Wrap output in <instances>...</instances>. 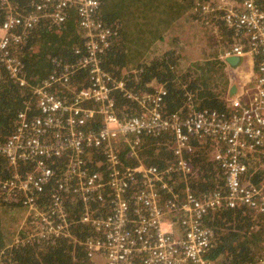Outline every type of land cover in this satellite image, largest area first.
I'll list each match as a JSON object with an SVG mask.
<instances>
[{"label":"built area","instance_id":"2783aa9c","mask_svg":"<svg viewBox=\"0 0 264 264\" xmlns=\"http://www.w3.org/2000/svg\"><path fill=\"white\" fill-rule=\"evenodd\" d=\"M30 1L34 10L20 15L8 0H0L5 14L0 23V66L19 86L29 87L19 60L9 51L20 46L26 31L39 22L60 26L73 12L86 50L76 68L89 67L90 84L68 101L50 91L60 79L30 87L33 102L17 115L13 135L0 143V157L13 168L17 170L21 163L33 166L28 175L13 173L0 183L2 192L21 195L24 210L8 248L66 238L81 245L89 258L99 257L104 264H211L206 255L213 248V233L203 224L205 215L225 206L264 216V180L256 184L246 179L248 156L264 161V5L257 0L222 1L221 5L210 0L201 7L202 14L220 13L236 37L220 60L231 68L225 59L236 56L241 62L250 60L253 66L247 82L226 98V107L236 114L225 119L192 108L186 114L165 117L160 110L165 94L162 87L155 88L147 106L124 89L123 82L113 81L101 66L113 32L96 17L99 0ZM113 90L137 102L145 114L118 117L110 97ZM161 134L170 137L167 147L174 158L165 169L145 165L138 158L141 138ZM193 139L214 141L209 156L224 173V193L197 197L188 187L192 168L185 154ZM121 142L135 165L119 159ZM93 155L96 169L102 170L87 167ZM50 162L62 163V167L56 172ZM260 168L264 162L257 163L256 169ZM175 174L184 183L181 193L174 189ZM54 179L55 189L45 205L37 204L44 187ZM131 185H136L133 194H129ZM157 188L164 195L158 194ZM61 194L70 198L65 201L81 207L78 223L99 237L75 240ZM106 202L110 211L99 216Z\"/></svg>","mask_w":264,"mask_h":264},{"label":"trees","instance_id":"16d2710c","mask_svg":"<svg viewBox=\"0 0 264 264\" xmlns=\"http://www.w3.org/2000/svg\"><path fill=\"white\" fill-rule=\"evenodd\" d=\"M99 1L96 17L113 32L110 45L102 55L101 66L113 81L123 82L124 89L144 100L147 106L150 105L155 88L162 87L165 94L160 101V110L165 117L186 114L190 108L214 112L225 119L236 114L225 105L224 100L229 94L228 79L224 72L226 65L218 59L220 51L231 45L236 37L222 21L220 13H201V7L210 0ZM257 1L259 5H264V0ZM8 3L20 15L34 10L30 0H8ZM4 18V10L0 5V23ZM76 19L75 14L70 12L60 26L41 21L26 31V38L20 46L9 51L19 60L23 78L29 87L19 86L0 66V143L13 135L17 115L26 104L33 102L30 87L43 81L60 79L51 85L50 91L68 101L72 100L73 93L89 86V67L76 68L77 62L86 53L83 33ZM194 21L204 30L209 29L210 33L219 36L222 43L216 45L217 42L211 38L207 43H201L198 51L199 57H202L198 61L201 62L191 63L184 68L182 61L197 59V53L187 52L182 40V36L189 31L192 35L189 37L194 42L199 38L193 29H189L188 24ZM68 67L70 69L66 70ZM110 97L115 103L118 117L145 114L137 102L131 101L119 90H113ZM170 142L167 134L143 136L139 160L158 169L170 167L174 162L173 154L167 147ZM123 144L121 142L119 146V159L126 165H135L136 160ZM190 144L191 150L185 154L192 168V174L186 181L190 190L197 197L214 192L224 193V173L209 156L214 141L206 139L200 142L193 139ZM246 162V179L259 184L264 180V169L250 170V162L247 159ZM49 165L56 172L62 167V163L50 162ZM18 166L16 170L7 159L0 157V183L8 181L13 173L26 176L33 168L28 163ZM87 167L93 171L102 170L96 169L95 155ZM173 182L175 191L181 193L184 189L182 178L175 174ZM135 188L136 185H131L129 194H133ZM54 189L55 179L44 187L37 204L44 206ZM157 192L164 195L159 188ZM61 198L68 217L72 219L75 240L82 242L99 237L88 226L78 223L81 207L65 201V198L70 200L69 197L61 194ZM22 210L20 194H8L0 189V264H96L95 258H89L81 245L66 238L8 248L15 235L8 229L9 225ZM109 211L106 202L97 214L106 215ZM203 224L213 233V248L206 255L211 264H264L263 215L254 214L245 208L221 206L205 215Z\"/></svg>","mask_w":264,"mask_h":264},{"label":"rangeland","instance_id":"374dc122","mask_svg":"<svg viewBox=\"0 0 264 264\" xmlns=\"http://www.w3.org/2000/svg\"><path fill=\"white\" fill-rule=\"evenodd\" d=\"M230 3L232 2V0H213V2L219 3L221 5V3ZM189 25V29H193L192 31H194L197 35H198V39L192 40L189 36H192L190 31L185 34L184 36H182V40L184 41V47L186 49L187 52L189 53H193L196 54L197 53V59L196 61L194 60H189L188 61H182V67H188L189 64L194 63V62H201L198 61L199 59H201L202 57H199V53L198 51L200 50V44L201 43H207L209 41V39H213L217 42L216 45L220 44V42L222 43V39H219V37H217L215 34L210 33L208 30H204L202 27H200L199 25H196L195 21L188 24ZM211 31V30H210ZM204 37H207V39H204ZM189 39V40H188ZM187 43V44H185ZM228 47V46H227ZM227 48H225L223 51H220V54L218 55V59L220 60V55L226 50ZM220 50V49H219ZM247 60V59H246ZM245 60V61H246ZM203 61V60H202ZM244 61V62H245ZM224 72L227 76L228 79V87L229 90L231 89V87H235L236 89L240 88L242 83H246L248 78L251 76V73L253 72V66H252V71H247L245 72L244 70L239 71V69H234V68H229V67H224ZM247 160L250 162V170H252L253 168H257V163L261 164L264 161L262 160V158H258L256 155L252 156H248ZM264 169V168H263ZM24 215V210H22L21 212H19V214L17 216H15V220L13 221V223H11L9 225V230H11V232L16 233L19 224L22 221ZM96 264H104L102 259L99 257H96L94 259Z\"/></svg>","mask_w":264,"mask_h":264},{"label":"water","instance_id":"95a60500","mask_svg":"<svg viewBox=\"0 0 264 264\" xmlns=\"http://www.w3.org/2000/svg\"><path fill=\"white\" fill-rule=\"evenodd\" d=\"M240 58L239 57H236V56H232V57H229V58H226L225 59V62L231 67V68H234L236 67L239 63H240ZM236 91V88L235 87H231V89L229 90V94L227 95L226 98H228L229 95H233ZM225 98V100H226ZM224 100V101H225Z\"/></svg>","mask_w":264,"mask_h":264},{"label":"crops","instance_id":"0c3cea01","mask_svg":"<svg viewBox=\"0 0 264 264\" xmlns=\"http://www.w3.org/2000/svg\"><path fill=\"white\" fill-rule=\"evenodd\" d=\"M206 29H208L207 27H205ZM209 30V29H208ZM219 37V36H217ZM239 69V71L242 72V70H244L245 72L247 71H252V66H251V61L249 60H246L245 62L244 61H240V64H238L236 67H234V69ZM245 72H242V73H245ZM10 238V237H9ZM13 239V238H12ZM11 239V241H12ZM10 243V242H9Z\"/></svg>","mask_w":264,"mask_h":264}]
</instances>
